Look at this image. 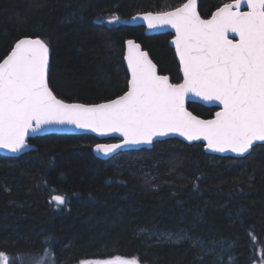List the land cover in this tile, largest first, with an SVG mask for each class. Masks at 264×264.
<instances>
[{
    "label": "trees",
    "instance_id": "16d2710c",
    "mask_svg": "<svg viewBox=\"0 0 264 264\" xmlns=\"http://www.w3.org/2000/svg\"><path fill=\"white\" fill-rule=\"evenodd\" d=\"M185 1L0 0V60L21 37L44 39L53 92L98 103L126 91L124 42L133 38L178 83L172 35H146L128 20ZM228 2L198 0V10L208 17ZM113 15L120 21L108 24ZM187 107L204 118L216 110ZM112 140L45 134L29 139L34 150L0 155V251L10 264L42 256L46 239L54 264L116 255L142 264H229V256L230 264H264V144L240 158L208 154L202 143L177 138L105 160L94 154L96 143ZM56 194L66 205L49 203Z\"/></svg>",
    "mask_w": 264,
    "mask_h": 264
},
{
    "label": "snow or ice",
    "instance_id": "6c2138e0",
    "mask_svg": "<svg viewBox=\"0 0 264 264\" xmlns=\"http://www.w3.org/2000/svg\"><path fill=\"white\" fill-rule=\"evenodd\" d=\"M133 19L161 34L174 30L171 44L182 82L159 75L141 45L128 40L127 91L104 103H66L49 85V44L39 37L21 38L0 61V149L21 152L30 147L26 142L30 134L49 125H71L99 135L118 133L122 144L96 145L105 155L172 134L206 141L211 151L240 156L256 142H264V0H231L209 19L197 11V0H187L172 11L147 12ZM119 21L113 15L107 23ZM192 98L222 107L214 118L201 119L185 106ZM49 203L66 205V197L51 195ZM43 243L48 246L45 253L31 258L30 264H54L51 240ZM227 260L230 264L231 257ZM0 264H10L4 252ZM78 264H139V260L116 255L82 259Z\"/></svg>",
    "mask_w": 264,
    "mask_h": 264
},
{
    "label": "water",
    "instance_id": "95a60500",
    "mask_svg": "<svg viewBox=\"0 0 264 264\" xmlns=\"http://www.w3.org/2000/svg\"><path fill=\"white\" fill-rule=\"evenodd\" d=\"M185 2H187V0L185 1ZM184 2V3H185ZM183 4V3H182ZM181 4V5H182ZM181 5H179V6H181ZM223 5V4H222ZM222 5H220V6H222ZM179 6H177V7H179ZM219 6V7H220ZM219 7H217L211 14H210V16H208V17H203V16H201L203 19H209V18H211V15L219 8ZM176 8V7H175ZM175 8H172V9H169V10H166V11H172V10H174ZM242 10H247L246 9V7L245 8H243ZM197 11L199 12V10H198V0H197ZM147 12H153V11H144V12H138V13H136V14H134V15H132L131 17H130V19L128 20V24L129 25H132V26H142V27H144V33L146 34V35H153V34H160V32H157V31H154V30H149L148 28H147V24L143 21V20H141V19H133V17H137V16H139V15H142V14H144V13H147ZM154 14L156 13V12H153ZM200 14V13H199ZM201 15V14H200ZM164 33H170L172 36H171V38H170V40H169V45H170V47L173 49V51H174V55H175V57H176V61H177V63H178V65H179V58H178V56L176 55V53H175V46L174 45H172L171 44V41L174 39V30L173 29H166L165 30V32ZM25 37H28V36H25ZM25 37H21V38H25ZM21 38H19V39H21ZM28 38H37V37H28ZM229 38H234V34H229ZM235 38H237L238 39V37H235ZM18 39V40H19ZM18 40H16L15 41V43L18 41ZM128 40H133V41H135L136 43H138V44H140L139 42H137L135 39H133V38H129V39H127V40H125V42H124V55H123V62H124V65H125V68H126V71H127V73H128V79L130 78V73L128 72V70H127V61H126V59H125V56L127 55V41ZM14 43V44H15ZM14 44H13V46H14ZM141 45V44H140ZM12 46V47H13ZM12 49V48H11ZM11 49H10V51H11ZM49 49H50V47H49ZM141 49L143 50V51H145V52H147L148 53V51L146 50V49H144L143 47H142V45H141ZM10 51L3 57V58H5L9 53H10ZM50 53H51V49H50ZM148 56H149V58L153 61V59L150 57V55H149V53H148ZM3 58H2V60H3ZM2 60H0V61H2ZM153 63L154 64H156L154 61H153ZM156 66H157V64H156ZM157 72H158V74L159 75H167V76H169L168 74H163V73H160L159 72V69H158V66H157ZM179 73H180V76H181V81L180 82H182V78H183V74H182V72H181V70H180V66H179ZM169 79H170V76H169ZM171 81V80H170ZM173 83V82H172ZM179 83V82H178ZM126 91H127V89H126ZM55 94V93H54ZM124 94V92L121 94V95H123ZM56 95V94H55ZM57 96V95H56ZM118 96H120V95H118ZM118 96H116V97H114V98H112V99H115V98H117ZM57 98L58 99H62V98H59L58 96H57ZM62 100H64V99H62ZM109 100H111V99H109ZM66 103H83V104H98V103H104V102H107L108 100H105V101H101V102H98V103H84V102H80V101H67V100H64ZM190 102H194V103H199V104H201V105H203V106H205V107H214V108H216V110L213 112V114L210 116V117H207V118H204V117H201V116H199L201 119H212V118H214V115H215V112L216 111H219L220 110V107H222V106H219V105H217V104H206V103H204V102H202V101H200L198 98H192L191 100H189V101H186V108L189 110V111H191L188 107H187V104L188 103H190ZM192 112V111H191ZM193 113V112H192ZM194 114V113H193ZM194 115H196V114H194ZM198 116V115H197ZM45 134H89V135H93V136H95V137H97L98 139H100V140H102V139H108V138H115V139H117V140H115V141H111V142H98V143H96L94 146H93V152H94V154L97 156V157H99L100 159H108L109 157H111V156H113L114 154H116V153H118V152H122V151H129V150H138V149H141V148H146V149H150V148H152V146H153V143L154 142H157V141H162V140H166V139H170V138H177V139H179V140H181L182 142H184V143H187V144H192V143H202V145H203V147H202V149H203V151L204 152H206V153H208V154H214V155H218V156H223V157H234V158H240V157H244V156H246L247 154H249L250 152H251V150L252 149H250V152L249 153H246V154H244L243 156H240V155H237L236 153H233V152H223V153H221V152H215V151H211V150H209V149H207V147L205 146L206 145V141H187V140H185V138L184 137H181V136H179V135H177V134H172V135H169V136H165V137H157V138H155L154 139V141H153V143H151V144H146V143H142V144H138V145H125V146H122L121 148H117V149H115L113 152H111V153H108L107 155H105L103 152H100V151H97L96 150V145L97 144H122L123 143V138L118 134V133H113V134H110V135H99V134H97V133H95V132H92V131H90V130H82V129H78V128H76L75 126H71V125H49V126H47L46 127V129L45 130H43V131H41V132H37V133H32V134H30V136L29 137H27V140H26V142L30 145V147H27V148H25V149H23L21 152H18V153H12V152H10L9 150H7V149H0V155H4V156H9V157H17V156H19V155H21V154H23V153H25V152H28V151H30V150H34V149H36V146L32 143V142H30L29 141V139L30 138H34V137H36V136H40V135H45ZM257 144H264V142H256V144L254 145V146H256ZM139 264H142L141 262H139Z\"/></svg>",
    "mask_w": 264,
    "mask_h": 264
},
{
    "label": "rangeland",
    "instance_id": "374dc122",
    "mask_svg": "<svg viewBox=\"0 0 264 264\" xmlns=\"http://www.w3.org/2000/svg\"><path fill=\"white\" fill-rule=\"evenodd\" d=\"M1 252V251H0Z\"/></svg>",
    "mask_w": 264,
    "mask_h": 264
}]
</instances>
